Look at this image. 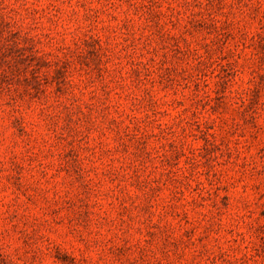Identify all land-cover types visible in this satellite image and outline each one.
I'll use <instances>...</instances> for the list:
<instances>
[{"label": "rangeland", "instance_id": "1", "mask_svg": "<svg viewBox=\"0 0 264 264\" xmlns=\"http://www.w3.org/2000/svg\"><path fill=\"white\" fill-rule=\"evenodd\" d=\"M0 264H264V0H0Z\"/></svg>", "mask_w": 264, "mask_h": 264}]
</instances>
